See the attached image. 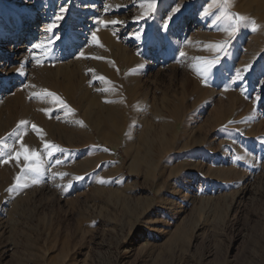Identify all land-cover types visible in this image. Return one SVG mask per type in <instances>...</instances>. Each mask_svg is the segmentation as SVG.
<instances>
[{"label":"rangeland","instance_id":"374dc122","mask_svg":"<svg viewBox=\"0 0 264 264\" xmlns=\"http://www.w3.org/2000/svg\"><path fill=\"white\" fill-rule=\"evenodd\" d=\"M28 1L0 15V264H264V0Z\"/></svg>","mask_w":264,"mask_h":264},{"label":"bare ground","instance_id":"6f19581e","mask_svg":"<svg viewBox=\"0 0 264 264\" xmlns=\"http://www.w3.org/2000/svg\"><path fill=\"white\" fill-rule=\"evenodd\" d=\"M5 1L7 4H0V15L3 16L4 18L11 17V18L17 20L20 17V16H18V8H19L21 11H24L25 13L31 12L32 13L31 18L34 19V10H35L34 7L35 6H33V4L30 3L31 1L30 2L28 0H5ZM26 25H28V23ZM20 39H21L20 32L17 31L15 33V36L8 40L10 42L7 43L8 45L5 47L6 50L4 51V54L7 53L6 58H8L9 56L11 58L12 57L16 58L17 55L18 56L20 55L19 56L20 60H21L20 62L22 65H24L25 62L27 61V56L25 55L26 53L22 54L23 46L20 43ZM93 130H98V127L97 128L94 127L92 129H90V134H92V135L94 134ZM128 170H129V172L134 171V169L131 166L129 167Z\"/></svg>","mask_w":264,"mask_h":264},{"label":"snow or ice","instance_id":"6c2138e0","mask_svg":"<svg viewBox=\"0 0 264 264\" xmlns=\"http://www.w3.org/2000/svg\"><path fill=\"white\" fill-rule=\"evenodd\" d=\"M61 11H65V9H61ZM62 16H60V15H57L56 17H55V19L57 20V21H60V20H62ZM103 23V22H102ZM110 23H112V24H115V23H117V21H111ZM57 27V25L54 23V24H52V25H50L49 26V31H51L52 29H54V28H56ZM92 39H93V42H95V43H98V40H97V38H96V36H95V34H93V36H92ZM35 47H40L39 45H36ZM218 47H222V46H218ZM0 87H4V83H3V81H0ZM33 127H35V125H33ZM46 147H47V145H45ZM27 153V150L25 149V159H29L30 157L26 154ZM32 155L34 156L35 155V153H32ZM16 156H17V158L20 156V153H17L16 154Z\"/></svg>","mask_w":264,"mask_h":264}]
</instances>
